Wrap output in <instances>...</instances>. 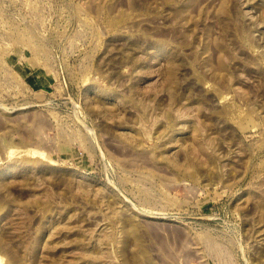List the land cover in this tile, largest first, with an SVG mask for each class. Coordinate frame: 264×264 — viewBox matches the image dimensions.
<instances>
[{"label":"rangeland","instance_id":"374dc122","mask_svg":"<svg viewBox=\"0 0 264 264\" xmlns=\"http://www.w3.org/2000/svg\"><path fill=\"white\" fill-rule=\"evenodd\" d=\"M0 264H264V0H0Z\"/></svg>","mask_w":264,"mask_h":264}]
</instances>
